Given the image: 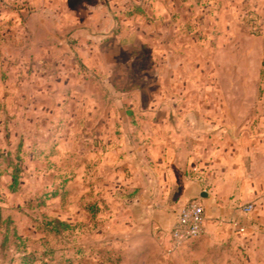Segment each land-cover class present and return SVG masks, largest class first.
<instances>
[{"label": "rangeland", "instance_id": "374dc122", "mask_svg": "<svg viewBox=\"0 0 264 264\" xmlns=\"http://www.w3.org/2000/svg\"><path fill=\"white\" fill-rule=\"evenodd\" d=\"M261 98L264 0H0V264H192L129 210V154L223 133L252 182Z\"/></svg>", "mask_w": 264, "mask_h": 264}, {"label": "crops", "instance_id": "0c3cea01", "mask_svg": "<svg viewBox=\"0 0 264 264\" xmlns=\"http://www.w3.org/2000/svg\"><path fill=\"white\" fill-rule=\"evenodd\" d=\"M210 119L189 118L197 124ZM253 134V148L249 151L253 156L252 182L246 176V151L234 158L237 168L232 172L228 169L230 159L224 151L229 140L223 133L158 139L157 147L147 144L137 155L129 154V210L136 219L141 217L148 231L161 229L171 234L181 207L191 199H199L205 208L204 234L181 247L180 254L192 264H240L242 249L259 244L264 237V215L250 216L251 212L239 206L244 202L264 204L262 98L255 100ZM249 187L252 194L247 195ZM245 207L248 206L242 209ZM241 228L245 231L241 232ZM249 231L253 237L245 239Z\"/></svg>", "mask_w": 264, "mask_h": 264}, {"label": "built area", "instance_id": "2783aa9c", "mask_svg": "<svg viewBox=\"0 0 264 264\" xmlns=\"http://www.w3.org/2000/svg\"><path fill=\"white\" fill-rule=\"evenodd\" d=\"M252 207H245L246 213ZM205 231V208L199 199L187 201L180 209L179 215L171 230V242L175 248L184 247L200 239ZM241 232L245 229L241 228Z\"/></svg>", "mask_w": 264, "mask_h": 264}, {"label": "trees", "instance_id": "16d2710c", "mask_svg": "<svg viewBox=\"0 0 264 264\" xmlns=\"http://www.w3.org/2000/svg\"><path fill=\"white\" fill-rule=\"evenodd\" d=\"M19 170L18 169H16V171H14V173H13V184H12V188L14 189V190H16L17 189V187H18V184H19ZM53 224H55V226H59V227H61V228H64V229H68L69 228V226L66 224V223H62V222H55V223H53ZM57 227H53V229H56Z\"/></svg>", "mask_w": 264, "mask_h": 264}]
</instances>
